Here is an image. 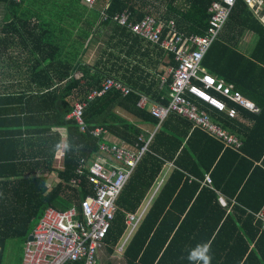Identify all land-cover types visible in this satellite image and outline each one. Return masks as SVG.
<instances>
[{"label": "trees", "instance_id": "1", "mask_svg": "<svg viewBox=\"0 0 264 264\" xmlns=\"http://www.w3.org/2000/svg\"><path fill=\"white\" fill-rule=\"evenodd\" d=\"M213 1L0 0V264L4 263L8 242L20 239L27 243L46 208L66 210L84 199L87 182L83 181L81 192L72 189L70 182L79 177L80 160H90L99 150L98 140L91 135L94 129L106 127L116 132L115 124H125L118 127L123 130L117 133L118 137L124 138L128 130L137 133L114 114L117 106L128 109L146 123H158L149 112L136 107L137 94L123 97L116 91L89 104L84 114L86 133L68 119L76 103H82L92 92L100 90L108 77L122 81L138 93L150 95L156 87L155 79L163 76L159 58L165 51L160 45L146 42L126 27H120L116 17L127 11L131 13L130 22H137L148 14H155L163 20L175 19L180 31L186 34L204 35ZM251 12L243 0L237 1L226 25L229 34L215 41L203 63L210 73L234 84L264 110L262 94L254 96L251 87L258 82V77H264V68L258 67L264 65L261 54L264 26L259 24L257 29L259 53L254 58L244 59L234 50L230 33L240 27L243 20L245 24V19L252 17ZM106 32L107 40L101 50H97V59L87 64L86 55ZM169 56L171 65L176 67L174 56ZM78 72H83V77L77 78ZM172 82L173 77L168 83ZM214 115L218 124L243 141L241 155L226 150L220 156L222 146L199 130L190 137L187 148H182L181 140L182 146L174 150L175 158L178 156L177 170L158 196L145 222L148 226L144 228L152 231L160 221L155 241L167 230L157 250L158 258L167 240L181 231L184 223L195 225L196 215L198 228L207 232L200 244L211 241L214 252H211V264H264V230L257 215L264 207V111L258 117L248 116L252 127L219 111ZM174 118L179 124L185 121L176 115ZM65 130L68 132L66 142ZM176 132L182 131L176 128ZM185 133L184 138H187L189 133ZM136 144L143 147L139 138ZM158 144L167 147L158 136L141 159L150 169L143 173L138 171L137 181L146 189L151 188L165 164L160 157L167 158L168 150L162 153ZM63 145L66 146L64 169L57 170L54 163ZM182 163L191 173L180 171ZM57 171L61 182L51 190L47 181ZM208 175L213 178L214 188L203 185ZM218 192L227 199L230 209L222 208ZM128 195H133L132 189ZM143 196L135 194L136 204L142 203ZM180 200L183 203L178 209ZM130 202L127 197L123 206L128 209ZM169 206V210L179 211L176 224L165 229ZM226 212L229 215L222 223ZM216 216L221 222L215 221ZM120 220L124 225L123 214L119 215ZM116 224L113 234L117 230L121 232L120 225ZM143 235L144 230L129 245L125 255L128 264H145V257L138 261L139 257L145 247L150 251L154 242L149 244ZM200 259L196 264H202ZM162 262L163 259L159 264Z\"/></svg>", "mask_w": 264, "mask_h": 264}, {"label": "built area", "instance_id": "2", "mask_svg": "<svg viewBox=\"0 0 264 264\" xmlns=\"http://www.w3.org/2000/svg\"><path fill=\"white\" fill-rule=\"evenodd\" d=\"M88 1L95 2V0ZM237 1H213L209 8V25L203 36L180 31L173 18L163 20L154 15H146L137 22L134 20L130 22L131 13L126 11L117 16L116 20L120 27H126L141 38L160 45L168 54L174 56L177 64L172 70L170 102L150 106L148 95L141 94L138 107L144 109L150 106V112L159 125L167 121L170 116L181 117L195 129L202 130L223 144L226 149L241 154L244 143L239 136L215 122L209 111L201 107V104H205L231 119H239L238 108L254 115L262 113L257 103L236 90L233 84H228L210 73L203 63L212 45L227 27ZM257 1L244 0L253 8L257 7ZM111 90L123 96L135 92L122 81L108 77L102 89L95 91L90 98L103 96ZM84 112L85 104H78L70 116L75 119L83 133L86 132ZM103 133H105L103 129H97L92 135L99 138ZM152 139L144 143L138 154L101 143L100 151L112 155L123 167L117 166L111 169L107 166L109 162L98 156L89 166L86 175L87 181L92 186V193L81 201L79 210L76 207L67 211H58L55 208L45 210L30 236L32 239L26 243L23 264H98L99 255L107 246V239L119 211L118 199L140 159L149 152ZM85 169L86 161L82 160L77 170L78 175H84ZM80 183L79 179L72 180L74 187ZM204 184L213 188L210 175L206 177ZM220 202L223 206H227L224 198L221 197ZM257 215L264 230V207ZM138 223L139 218L131 215L132 231L137 228Z\"/></svg>", "mask_w": 264, "mask_h": 264}, {"label": "crops", "instance_id": "3", "mask_svg": "<svg viewBox=\"0 0 264 264\" xmlns=\"http://www.w3.org/2000/svg\"><path fill=\"white\" fill-rule=\"evenodd\" d=\"M255 1H257V0H255ZM246 5H248V4H246ZM248 7L252 11L251 12L252 17L246 18L245 24H244V20H243L240 27H238L236 30H234L232 32L230 31L231 37L233 39V44L235 45L234 50L237 53H239L241 56H243L244 59L245 58H254L255 54L259 53V48L257 47V45L260 42V35L258 34L257 29L259 28V24L264 26V0H258L256 8H253L250 5H248ZM148 15H154L157 18H159L155 14H148ZM206 32H207V30L205 31V34H206ZM190 34H194V33H190ZM228 34H229V29L227 27H225L222 30V32L220 33L218 39H220L221 36H223V35L225 36ZM134 35H136V34H134ZM196 35H199V34H196ZM136 36H138V35H136ZM200 36H203V35H200ZM234 36H235V39H234ZM138 37H140V36H138ZM141 39H143L146 42H150L153 45H157L151 41L145 40L144 38H141ZM106 40H107V38L104 41H99L97 44L94 45L95 47L92 49L94 51L93 60H88L87 59V58H89V56H88L85 59V62L87 64H93L95 62V60L97 59L95 57L96 52H97V50H99V51L101 50V46L102 47L104 46V43L106 42ZM263 49L261 50L262 51L261 54L264 57V50ZM92 50H90L89 52H91ZM169 55L170 54H168L165 51L164 55L159 58V67L162 70H164V73H163V76H160L159 78L155 79L156 87L154 88L153 92L150 95L146 94V93H138L136 91L134 92L135 94L138 95V101L140 99V95L144 94V95H148V97L150 98V106L154 105V104H168L170 102V100H171L170 99L171 98V96H170L171 85L168 82H169L170 78H172V70L175 66L171 65V63H170V60H171L170 57L171 56H169ZM258 67L264 68V65L260 64ZM259 73H260V70H259ZM90 74L93 75L94 72L91 71ZM81 77H83V72H78L77 78H81ZM103 83H102V85H103ZM254 83H256L255 86H251L252 90L255 91V92H253V95L255 96L259 93L262 94L263 98L261 99V101H263V103H264V77L262 79H260L258 77V82H254ZM101 89H102V86H101ZM96 91H98V90H96ZM111 91H115V90H111ZM94 92H92L84 101H82V103H80V102L76 103L74 110L68 115L69 121H75V119L70 118V116L74 113L78 104H85V111H86V109L88 108L90 103H92L94 100H96L98 98L100 99L104 96L103 95V96H96V97L90 98ZM240 92L242 93V91H240ZM242 94L245 97L248 96V95H245L244 93H242ZM123 97H127V96H123ZM248 98L250 100L254 101L255 103H257L258 106L261 108V110H263V107L261 105H259V103L255 99H253L251 97H248ZM138 101L136 103V107L138 109H140L138 107ZM150 106L146 107L144 109H140V110L149 112V114L152 116V114L150 112ZM201 107H202V109L209 111V113L214 118V121L216 122V116L214 115L217 112L216 109H214L210 106H207L205 104H201ZM113 111H114V114L118 118H122L123 121L125 123H128L132 128H134L137 131V133H134V131H129L127 129L128 131L124 134V138L118 137L117 133L123 131V130L118 129V127H124L125 124H115L114 127L116 129V132L109 131V129L106 127H99V128L94 129L93 131H95L97 129H103L105 131V133H103L99 138L94 137L92 135L93 131L91 132V135L95 139H97L99 142V150L93 156V158H91L90 160H88L86 158H82L80 160V164H81L82 160L86 161V169H85L84 175H82V176L78 175L79 177L77 178L81 181V183L78 186L74 187V186H72V181L70 182V185H71L70 187L72 189L77 190L78 192H81V189L83 190V181L85 180L87 182L86 187L84 188V191L86 192L84 199L86 198V196L88 194H91L93 191L91 184H89V182L87 181L86 175L89 172L88 171L89 166L97 160L98 156H101L102 158L106 159V161L109 162L107 164V166L111 169H113L117 166L123 167V165H121L112 155L109 156L108 154L100 151L101 143L105 144L107 146H110V147L117 146V147L126 149L127 151H129L131 153L138 154L139 153L138 151L141 148H139V146L136 144L137 138H139L140 144L141 143L144 144V143L148 142L151 138H153L152 139L153 143L151 142V144L153 145L155 140L157 139V137L161 136L163 142L167 144V147H166V145L158 144V149L162 153H165L167 150L168 151H167V158L166 159L163 156L160 157L161 160L165 164L162 167L161 172L156 176V178H155L150 189L149 188L146 189V186H141V184L138 183V181H137V176L139 175V173L149 171V169H150L149 164L146 163L145 161L141 160V159H143V157L140 159L139 164L137 165V167L135 168V170L131 176V178L134 177L135 179H131V178L129 179V181L125 187L126 190L123 191V193H124L123 197L120 195V197H122V198L118 199V201L120 202V203H118L119 204V211L117 213L116 220L113 224V228H112V230L109 234V237L107 239V242H106L107 246H106L105 250H103L99 255V257H100L99 264H128L127 261L125 260L126 251L129 247V245L131 244V242L134 239H136L138 234L141 233L143 230H144L143 236L146 238V240L149 241V244L154 242V245L150 251L148 250V248L145 247L143 250V253H142V255H140L138 261H140L142 258L145 257L144 258L145 264H159L162 261V259H163L162 264H196L197 259H200V258L202 259L201 255H200V257L198 256V253L201 251V249L199 248V245H201L200 241L206 236V233H207L204 229H201V227L198 228L197 223H196V215L194 216L195 225L193 223H187V224L184 223V225L181 228V231H179V232L177 231L171 239L167 240V245L165 246V249L161 252L162 254L160 256H158V258L156 257L157 250L159 249V247L162 243V240L164 238L165 232H167V230L166 231L164 230L162 235H160L155 241L154 239H155L156 232L160 228V221L157 222L154 227H152V231L149 228H146V227L144 228V225H146L145 222H146V220H148V216L151 213L152 208H153L158 196L161 194L162 190L167 186L168 181H169L172 173L175 170H177V165H176L175 161L178 159V156H176V158H175L176 153L174 150L177 147L180 148L182 146L181 140L184 142L182 148H184V147L187 148V144L189 142L190 137L192 135H194L196 130H199V129H195L190 124L193 127V129H192V127L187 123V121L186 122L183 121V123H181V124L177 123L175 121V119H177V118H174L175 115H173L174 117L173 116L168 117L167 121H165L162 125H159V122L155 118L158 123L154 125L152 123H146L144 121V119L136 117L132 113L128 112V109H123V108H120L119 106H117L116 109H114ZM239 111H240V117H239V119H237V122H239L245 126L252 127L249 125V123H251V121H250V118H248V116H250L251 114H249L248 112H245L244 110H241V109H239ZM84 114H85V112H84ZM109 119H110V124H111V122L113 121V117L110 115ZM176 128H180L182 132L177 133ZM185 131H188V133H189V136L187 138H184L185 135L187 136ZM199 131H202V130H199ZM63 134H64V140L66 142L67 137H68L67 130H65ZM218 143L222 146L221 155H220V156H222L226 152V150H229V149H226L224 147V145L221 144L220 142H218ZM65 157H66V146H64L58 152V154L56 156V162L54 163L55 164L54 166L57 170L64 169ZM171 158H173V159H171ZM80 164H79V166H80ZM138 171H139V173H138ZM180 171L191 173L185 167V165L183 163L181 164ZM83 176H85V179L82 178ZM211 178H212V176H211ZM51 180L52 181L54 180L55 182H52ZM60 182H61V179L59 176V171H57V172H54L53 174H51L49 181H47V186H49V188L51 190H53ZM131 189L133 190V195H128V192ZM135 194H136V197H138V194L144 195L142 197L143 201L140 205L136 204V199H134ZM218 194H221V193L218 192ZM220 196L221 195H219V197ZM127 197H128V199H130L132 201L128 205L129 206L128 209H126L127 207L125 208L123 206V202H124V200L127 199ZM84 199H82V200H84ZM81 201H80V203H81ZM182 203L183 202H181V200H180V203H178V205H177L178 209L182 207ZM227 204H228V201H227ZM221 206H222V208H226V209L231 208V206H227V207H225L223 205H221ZM73 207H76L79 210L80 204L74 203L66 210H60V209H57L55 207H49V208H55L58 211H67V210L72 209ZM170 207L171 206H169L168 210L166 211L167 213L170 211V213L168 214L169 220L166 223L165 229H168L169 226H171V225L174 226L176 224V221H177V216H178L177 211H179V210L175 211V210H172V208H171V210H169ZM49 208H46V209H49ZM173 208H174V206H173ZM119 213L124 215V225L121 224V220L118 221V217L120 215ZM228 213L226 212V214L224 215L222 223L225 222L226 217L229 215ZM131 215H135L137 218H139V223L137 225V228L134 231H132V228L130 227V216ZM215 221L221 222V218L219 216H216ZM117 222L121 227V232L117 230L116 234H113L115 227L117 225L116 224ZM146 226H148V225H146ZM179 228H180V225L176 229H179ZM28 240H29V238H28ZM209 243L211 244V241ZM122 249H123V251H122ZM211 252L214 253L212 248H211ZM146 253H148V255H146ZM163 256H164V258H163ZM23 259H24V257H23ZM155 259L157 260L156 263H154ZM201 259H200V261H201ZM21 264H23V260L21 261ZM76 264H82V263H76Z\"/></svg>", "mask_w": 264, "mask_h": 264}, {"label": "rangeland", "instance_id": "4", "mask_svg": "<svg viewBox=\"0 0 264 264\" xmlns=\"http://www.w3.org/2000/svg\"><path fill=\"white\" fill-rule=\"evenodd\" d=\"M106 38H107V32L103 35L102 38L99 39V41H104ZM88 56L89 58H87ZM93 56H94V51L92 50L86 55V58L88 60H93ZM52 182L55 181L53 180ZM25 246L26 243L24 240H20V239L10 240L7 244L4 264H21V261L23 260L25 253Z\"/></svg>", "mask_w": 264, "mask_h": 264}, {"label": "clouds", "instance_id": "5", "mask_svg": "<svg viewBox=\"0 0 264 264\" xmlns=\"http://www.w3.org/2000/svg\"><path fill=\"white\" fill-rule=\"evenodd\" d=\"M170 55H172V54H170ZM237 90V89H236ZM262 113H263V110H262ZM261 113V114H262ZM250 114V113H249ZM261 114H259V115H254V114H251L252 116H255V117H258V116H260ZM250 126H253V123L251 122L250 123ZM206 134V133H205ZM143 146H144V144H143ZM242 151V150H241ZM209 176V175H208ZM211 176V175H210ZM203 185L204 186H206L205 184H204V182H203ZM212 188V187H211ZM214 188V187H213ZM224 198V196H220L219 197V203L221 204V202H220V198ZM225 199V198H224ZM225 201L227 202V200L225 199ZM222 205V204H221ZM227 206H228V204H227ZM227 206H225V207H227ZM199 248L201 249V257H202V259H201V262H202V264H211V262H212V259H213V256H212V253H211V245L210 244H208V243H204V244H201V245H199ZM99 260H100V257H99ZM98 264H99V261H98Z\"/></svg>", "mask_w": 264, "mask_h": 264}, {"label": "water", "instance_id": "6", "mask_svg": "<svg viewBox=\"0 0 264 264\" xmlns=\"http://www.w3.org/2000/svg\"><path fill=\"white\" fill-rule=\"evenodd\" d=\"M32 238L31 237H29V240H31Z\"/></svg>", "mask_w": 264, "mask_h": 264}]
</instances>
